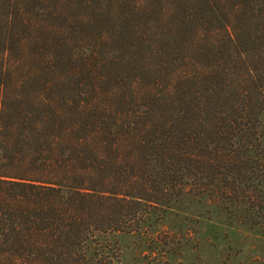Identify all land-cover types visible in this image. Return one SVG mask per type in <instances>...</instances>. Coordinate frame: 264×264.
<instances>
[{"label":"trees","instance_id":"16d2710c","mask_svg":"<svg viewBox=\"0 0 264 264\" xmlns=\"http://www.w3.org/2000/svg\"><path fill=\"white\" fill-rule=\"evenodd\" d=\"M263 120L264 0H0V264H121L185 194L254 209Z\"/></svg>","mask_w":264,"mask_h":264},{"label":"rangeland","instance_id":"374dc122","mask_svg":"<svg viewBox=\"0 0 264 264\" xmlns=\"http://www.w3.org/2000/svg\"><path fill=\"white\" fill-rule=\"evenodd\" d=\"M259 193L254 209L183 195L145 236L119 238L121 264H264Z\"/></svg>","mask_w":264,"mask_h":264}]
</instances>
